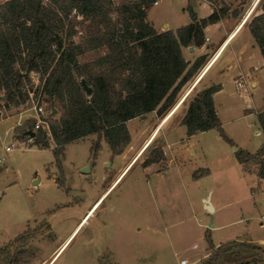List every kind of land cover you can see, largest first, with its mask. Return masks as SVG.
Instances as JSON below:
<instances>
[{
  "label": "rangeland",
  "instance_id": "rangeland-1",
  "mask_svg": "<svg viewBox=\"0 0 264 264\" xmlns=\"http://www.w3.org/2000/svg\"><path fill=\"white\" fill-rule=\"evenodd\" d=\"M3 1L5 0H0V3ZM213 2L221 4V0H213ZM153 5L150 10L148 9L149 16L151 20L157 22L175 20L180 15L183 6L182 0H160L158 5ZM263 7L264 0L257 13H261ZM113 15L115 16L116 13ZM78 19L82 23L76 26L77 33L73 39L83 44V37L86 34L84 27L89 22H84L82 18ZM106 52L105 47L96 51H87L79 56V60L83 63ZM205 85L207 84L200 87ZM200 87L190 95L176 112L177 114H174L172 122L180 120L186 113L190 100L197 90L201 89ZM42 90L41 80L38 82L30 76L29 80L22 81L21 86L15 92L17 95H12L15 100L22 101L19 105L15 104V100L0 99L2 105L0 120L8 117L14 118L0 129V156L6 154L7 157L6 162L0 164V246L8 245L6 255L0 259L2 264H38L41 262V253H44V257L48 256L54 246L67 235L72 225L73 212H77L78 206L84 205L85 200L92 199L93 196L96 198L98 192L102 191L105 184L110 181L107 177H112L119 168L120 162L112 158L111 153L113 152L108 143L103 136L97 133L68 143L61 156V168L56 162L55 144L51 135H48L50 147H42L36 143L34 138L29 149H15L9 154L5 153V147L12 138V135H5L7 127L14 123V138L18 140H25L26 133L34 127L32 115L35 112L33 109L30 110L29 96L24 93L26 91L35 93L36 91L37 95L45 98L46 95ZM184 90L182 88L179 92L178 101L182 98ZM1 96L4 97V95ZM48 104L49 107H53L50 114L51 122H53L60 117L62 105L58 102L54 105ZM231 106L230 101L224 108L221 106V122L225 132L228 136H230L229 133L240 134L249 150H258L260 146L258 142H261L263 137L256 131L262 128L261 125L255 119L253 126H250L248 119L239 120L238 117L235 121L229 122L228 120L235 117ZM19 118L22 122L24 121L23 125L18 124ZM157 118V113L152 112L130 123L129 127L134 133L136 143L145 138L147 128L144 126L154 123ZM25 129L28 131L24 132ZM217 136L224 144L232 146L217 129L208 132L204 137V142L211 143ZM131 142L132 136L123 152L130 147ZM159 144V142H154L143 154L138 164L124 173L126 174L131 169L122 183L117 187L115 185L107 193V195L111 194L97 204L94 211L97 208L98 210L90 221L77 235L84 224L79 227L50 264H99V257L104 252L103 248L112 245L126 251V257H121L124 264H178L176 251H179L180 256L186 257L190 264H206L211 253L218 246L214 245L215 248L209 251L207 257L199 259L194 258L196 252L190 247L194 243L199 244L201 241L204 243V239L207 242L205 232L208 229H210L211 239L214 242L241 239L242 241H237L238 251H245L247 245H254L247 241L259 243L264 238V182L256 174L242 175L234 146L231 147L230 155L222 148L214 149L210 155L206 153V158L213 170L225 168L224 174L220 175L216 172L212 181L216 199L225 203L230 200V203L213 218L219 226L225 225L216 229L210 228L212 214L205 208L199 194L193 196L192 206L176 210L174 215L178 217L177 220L181 217L182 221L174 223V220L172 223L171 220H167L166 223H159V208H156L157 204L150 194L149 184L142 168L145 160L155 148L161 147ZM238 147L242 148L241 145H237ZM247 148L244 149L247 150ZM88 165L89 171L84 172L83 168ZM248 169L251 170L250 172L258 173L260 165L249 163ZM54 176L61 187H65L64 185L66 187L58 188L54 183ZM81 199H83L82 204ZM147 214L151 216L149 220ZM198 218L202 219L201 224ZM35 219L38 222L34 224L32 220ZM47 221L55 226L53 232L47 231ZM150 221L151 223L148 224ZM28 223L31 227L25 232ZM152 224L155 225L150 226ZM24 232L25 235L19 238L18 235ZM32 234L33 237L30 236ZM54 235H56L55 240H53ZM255 245L262 246L263 251L259 253L264 256V243ZM108 255L111 257V253ZM255 257V253L246 251L241 256L237 254L236 259L232 257L228 262L222 261L220 264H236ZM45 263L47 261L41 264Z\"/></svg>",
  "mask_w": 264,
  "mask_h": 264
},
{
  "label": "trees",
  "instance_id": "trees-1",
  "mask_svg": "<svg viewBox=\"0 0 264 264\" xmlns=\"http://www.w3.org/2000/svg\"><path fill=\"white\" fill-rule=\"evenodd\" d=\"M156 1L5 0L0 3V99L14 101L12 95H17L22 81L29 80L32 72L39 73L47 107L53 111L48 103L62 105L60 117L51 122L54 154L60 168L65 146L92 133L103 136L114 155L122 154L131 141L127 122L153 111L158 116L167 115L181 89L205 63L207 56L203 55L189 67L182 47L203 45L205 27L223 19L228 8H215L210 16L198 18L190 1L188 11L192 22L177 31L159 32L148 20V9ZM78 18L89 22L84 27L83 44L73 39L76 26L82 23ZM249 25L264 56V13L255 16ZM102 47L107 48L106 53L80 62L81 54ZM84 84L91 86L90 94L86 93ZM221 88L211 85L198 89L182 124L187 126L188 135L217 129L226 141L236 146L215 109L214 94ZM24 94L28 96L29 91ZM21 102L15 100V104ZM258 119L264 133V113H259ZM34 138L42 147H50L44 131H36ZM235 155L247 171H251L249 163L260 165L257 174L264 178V143L255 153L237 149ZM164 159L163 148L157 147L143 165ZM205 236L214 249L209 229ZM237 245L231 241L218 246L206 264L227 261ZM6 246H0V259L7 253ZM246 247L263 251L260 245ZM108 254L99 257V264H119ZM238 264H263V259L259 256Z\"/></svg>",
  "mask_w": 264,
  "mask_h": 264
},
{
  "label": "crops",
  "instance_id": "crops-1",
  "mask_svg": "<svg viewBox=\"0 0 264 264\" xmlns=\"http://www.w3.org/2000/svg\"><path fill=\"white\" fill-rule=\"evenodd\" d=\"M159 1L160 0H157L154 5H158ZM190 1L194 4L195 12L197 13L198 18H206L214 12L215 8H221L222 6H226L228 8V11L227 15L219 22L209 24L205 27L204 31L206 40L203 45H191L187 47H182L183 56L189 62V67L192 66V64L198 57L203 55L207 56L205 63L197 70V72L183 87V90H185L182 95H184L195 85L194 83H196L198 81L197 79L201 77L208 65L214 59L213 57L217 55L220 49L225 45L227 41H229L232 35L237 31V34L228 43V45L226 46L222 54L219 56L217 61L213 64V66L209 69V71L205 74V76L196 86L197 88H199L203 84H207L204 87H208L211 85H221L222 88L214 94L215 109L220 120L222 119L221 106H223L224 108L226 103L230 101V103L232 104L231 109L235 113V117L228 121L233 122L236 120V117H238L239 120H244L246 118L250 121V126H253V121L255 119H257V121L259 122L258 114L264 113V56L261 52L259 44L257 43L255 37L252 34L249 24L251 22V18H254L255 16L261 13H264V7L261 13H257L263 3V0H260L259 2L258 0H224V2H222L221 0V4L208 0H182L183 6L181 9V13L175 20L164 22H157L155 20H151L149 16V10L152 6L148 10V20L159 32L167 29L177 31L178 28L188 25L192 22V18L188 11ZM253 8L254 11L251 14L250 18L245 23V25L238 31V29L241 27V24H243L249 12L252 11ZM237 80L243 81L244 87L240 88L235 82ZM178 99L179 98H177L176 101H178ZM184 115L185 113L182 115L180 120L172 122V119L174 120L175 116L173 115L163 125L162 121L166 114H164L163 116L157 115L158 118L154 120V123H149L148 125L144 126V128H147V131L145 132L146 135L144 138L145 141L143 139L144 143L143 141L136 143L134 133L131 127H129L130 123L135 122L139 117L133 118L127 122V126L128 128H130L129 131L132 136V142L130 147L127 148L125 152L119 155H114L113 153H111L113 156L112 158L114 160H117V162H120L118 170L114 173L112 177H107L110 179V181L105 184L102 191L98 192L96 198L93 196L92 199L85 200L84 205L82 204L83 199H81L82 205L78 206L77 212H73V216L71 215L72 225L67 235L64 239H62L58 244L54 246L48 256L44 257V253H41L42 261L38 264L44 263V261H47V263L45 264H50L52 262V260L58 255V253L64 248L66 243L69 242L71 237L82 225L91 209L94 208L96 204H98L102 199L105 200L108 195L111 194L110 193L107 195V193L115 186V184L117 187L120 183H122V181L126 178L130 170L138 164L143 154H145L146 150H148L154 142L160 143L159 145L163 148L165 153V159L160 162L150 164L148 166L142 165V168L149 184L150 194L152 195L155 203L157 204L156 208H159L158 222L166 223L167 220H171L173 223V221L175 220L174 223H178L182 221L180 219L181 217L177 220L178 217L174 215L176 213V210H180L182 207L192 206L194 204L193 196L199 194L201 196L202 201L204 202L205 208L212 214L210 228L216 229L225 225L222 224L219 226L218 223L213 221V218L215 217V215H217L220 210L224 209L225 206L230 203V200H228L227 203L217 200L215 197V188H213L214 184L212 182L215 173L218 172L220 173V175H223L225 168L219 169L217 171L213 170L209 160L206 158V153L210 155L214 152V149L222 148L225 153L227 152V154L230 155V150L233 145L229 147L228 145L224 144L223 141L219 140L218 136L213 142L206 144L204 142V137L208 132H211L213 129L207 131H200L193 135H188L187 126L182 124V119ZM12 119L14 118H2L0 120V129H2V127ZM14 126L15 125L13 123L10 127H7L5 130L6 136L12 135L11 142L16 140V138H14ZM157 128L160 129L152 144L144 151V153L139 157L138 161H136V163L131 167V169L124 175L126 169H128V167L132 165L138 154L141 153L140 151L144 149L146 141H148L154 133L156 134L155 131H158ZM256 132L257 134L263 137L261 142H258V145H260L258 147L259 149L264 143V133L262 128L257 130ZM229 135V137L233 139L236 143V146H234L235 152L237 149L247 148V146H245V143H243L240 134L229 133ZM237 145H241L242 148H237ZM247 151L255 153L257 150L253 151V149L249 150L247 148ZM1 156H5L6 159L4 162H6V154H3ZM191 157H193L194 159H192ZM0 164H3V162ZM239 165L242 170V175H245L246 173L256 174L259 179L264 182V178H261L257 174V172L247 171L240 162ZM123 175L124 177L122 178ZM120 178L122 179L120 180ZM53 180L54 183L58 186V188L63 189L66 187V185H64L65 187H61L58 184L56 176L53 177ZM118 180L120 181L117 183ZM169 198L170 201L168 202ZM97 210L98 208L96 209V211ZM96 211L92 214V216L96 213ZM147 215L149 220L151 216L149 214ZM92 216L86 223H83L84 225H82L77 235L80 233L83 227L90 221ZM199 219L200 218H198L197 220L201 224L202 221H200ZM32 221H34V224L38 222L37 219ZM150 223L151 221L148 222V224ZM27 225L28 228L25 230V232L31 227L29 223ZM153 225L155 224H152L150 226ZM46 226L47 231L53 232V228L55 226L50 221H47ZM165 228H167V226H165ZM21 234L23 233H20L18 236H20ZM55 239L56 235H54L53 240ZM205 241L206 240L204 239V243L203 241H201L199 244L194 243L193 246L190 247L191 250H194L196 252L194 256L195 259H199L200 257L205 256L207 257L209 251H211L208 241ZM231 241L240 242L242 240L234 239L224 242H214L212 239L213 244L216 246H220V244H226ZM247 242L253 243L254 245L262 244L264 243V238H262L259 243L252 241ZM236 248L234 249V254L230 257L231 259L232 257L235 258L237 254L238 256H241L246 251H252L256 254V257L262 256V259L264 258L262 253H259V251L262 252L261 250L247 248V250L245 251H238ZM103 251L104 252L102 255L111 253V257H113L120 264H124L121 260V257H126L125 254L127 253L125 250H121L112 245L107 247L105 246V248H103ZM175 255L178 256V264H180V259L186 258L184 256H180L179 251H176ZM230 258L225 262H228ZM240 262L242 261H239L236 264Z\"/></svg>",
  "mask_w": 264,
  "mask_h": 264
},
{
  "label": "built area",
  "instance_id": "built-area-1",
  "mask_svg": "<svg viewBox=\"0 0 264 264\" xmlns=\"http://www.w3.org/2000/svg\"><path fill=\"white\" fill-rule=\"evenodd\" d=\"M156 3V2H155ZM208 40V38H207ZM32 79H36L39 82L40 75L37 72L31 73ZM236 84L242 88L244 87V83L241 80L235 81ZM34 94V95H33ZM29 103H30V110H34L35 114L32 115L34 120V127L29 131H44L47 135H51V119L50 114L52 110L47 107L46 102L41 95H35V93L29 92ZM1 103H0V113H1ZM22 117V116H21ZM18 124L23 125L24 121H21V118L18 119ZM34 141V137L31 136L29 133H26L25 140H14L9 145L5 147V153H9L15 149L26 150L29 149L31 143ZM5 156H0V163H4ZM202 221V219H199ZM180 264H190L187 258H182L179 261Z\"/></svg>",
  "mask_w": 264,
  "mask_h": 264
},
{
  "label": "bare ground",
  "instance_id": "bare-ground-1",
  "mask_svg": "<svg viewBox=\"0 0 264 264\" xmlns=\"http://www.w3.org/2000/svg\"><path fill=\"white\" fill-rule=\"evenodd\" d=\"M260 0H258L259 2ZM254 11V8L252 9V11L249 12L248 16L246 17L245 21L243 22V24H241V27L238 29V31L245 25V23L248 21V19L250 18L251 14L253 13ZM237 34V31L232 35V37L229 39V41H227L225 43V45L220 49V51L217 53V55L215 57H213L214 59L211 61V63L208 65V67L206 68V70L203 72V74L201 75V77L199 79H197L198 81L196 83H194L195 85L190 89L188 90L183 96L182 98L178 101L177 104H175V106L171 109V111L164 117L163 121H162V125L164 123H166L178 110L179 108L181 107L182 103L185 101V99L187 98V96L191 93V91L194 89V87L201 81V79L205 76V74L209 71V69L213 66V64L217 61V59L219 58V56L222 54V52L224 51V49L226 48V46L228 45V43L233 39V37ZM161 126V125H160ZM158 129V128H157ZM160 129V128H159ZM159 129L158 131H155L156 134L148 140L146 141L145 145H144V149L142 151H140L141 153L138 154V156L136 157V159L134 160V162L132 163V165L130 167H132L136 161H138L139 157L144 153V151L152 144V142L154 141L156 135L158 134L159 132ZM128 167V169L130 168ZM126 169V171L128 170ZM125 173V172H124ZM125 175V174H124ZM124 175L122 176V178L124 177ZM120 178V180L122 179ZM118 180L117 183L120 181ZM116 185V184H115ZM97 206V204H96ZM96 206L94 208L91 209V211L89 212L88 216L85 218L84 222L83 223H86L89 218L92 216V214L95 212L94 209L96 208ZM82 223V224H83ZM67 244V243H66ZM65 247V246H64ZM61 252V251H60ZM53 262V261H52Z\"/></svg>",
  "mask_w": 264,
  "mask_h": 264
},
{
  "label": "water",
  "instance_id": "water-1",
  "mask_svg": "<svg viewBox=\"0 0 264 264\" xmlns=\"http://www.w3.org/2000/svg\"><path fill=\"white\" fill-rule=\"evenodd\" d=\"M84 88H85L86 93L90 94V93L92 92V88H91V86H89V85H87V84H84ZM28 133H29L31 136H33V137H34L35 134H36L35 131H28ZM83 171H84V172L89 171V165L86 166V167H84V168H83Z\"/></svg>",
  "mask_w": 264,
  "mask_h": 264
}]
</instances>
